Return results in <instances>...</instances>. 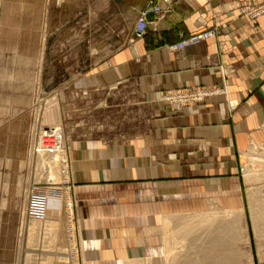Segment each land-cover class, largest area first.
I'll list each match as a JSON object with an SVG mask.
<instances>
[{"label":"crops","instance_id":"0c3cea01","mask_svg":"<svg viewBox=\"0 0 264 264\" xmlns=\"http://www.w3.org/2000/svg\"><path fill=\"white\" fill-rule=\"evenodd\" d=\"M146 2L114 8L117 26L127 14L136 20ZM263 4L178 0L172 13L151 19L142 38L128 41L123 30V44L86 74L92 91L135 86L148 112L145 129L134 137L67 141L88 263L147 264L150 252L162 246L166 221L174 223L191 209L221 206L226 193L230 206H241L242 156L251 148L264 150V15L250 16ZM47 5V0H0V80L12 81L10 100L7 83L6 107H0L6 111L0 117V264L14 260L13 218L20 202L11 193L24 190L28 170L30 116L14 115L15 64H30L21 49L42 45ZM76 26L70 31L76 33ZM206 28H214L215 37L181 52L170 50ZM193 89L215 93L181 113L161 100Z\"/></svg>","mask_w":264,"mask_h":264},{"label":"rangeland","instance_id":"374dc122","mask_svg":"<svg viewBox=\"0 0 264 264\" xmlns=\"http://www.w3.org/2000/svg\"><path fill=\"white\" fill-rule=\"evenodd\" d=\"M136 1L47 0V25L43 32L42 45L21 49L22 52L29 53L30 64H15L13 107H15L14 115L17 120H23L24 115L30 116L25 117L29 119L26 155L28 170L24 190L11 193V198L20 202V207L16 209V215L13 218L14 260L12 264H50L53 260H55L54 264H92L88 263L90 256L85 254L89 248H86V242L81 239V221L77 215L79 201L71 181L70 152L67 141L76 139L109 141L117 138H131L142 132L147 125L148 112L135 86L127 85L92 91L89 85L93 84V81L84 78L95 67L98 60L114 52L123 44L121 34L124 33L123 30L129 36L128 41L134 38L130 32L132 26L136 25L134 24L136 20L131 14H127L118 27L116 22L118 17L113 9L135 6ZM106 8H111L112 11L103 15L101 10ZM71 14H73L72 18ZM70 25H77L76 33L70 31ZM61 28H63L62 32H60ZM31 42L35 45L39 44L36 39ZM7 83H9L10 100L12 81L0 80V92L3 90V95H0V107H6ZM166 96L167 94L162 96L161 100L170 103L166 100ZM185 108L187 107H173L175 113H181ZM2 116H6V111L0 108V117ZM21 120L16 123V149L19 141V127H23ZM56 127H60L63 131L64 146L69 159L67 170L59 164L55 166L56 168L54 165L51 167V156H36L31 152V144L36 136L46 129ZM249 152L251 154L247 158V163L242 161L243 166L240 170L241 206H230V197L226 193L220 199L221 206L191 209L184 213L185 215L176 216L174 223L170 222V224L179 230L182 228L180 221L188 220V217L192 218V216L201 217L200 219L210 216L212 221L225 222L227 226H231L227 224L228 221L235 220L234 228L238 230L243 228L242 233L237 234L236 247L231 249L237 252L234 256L236 264H264V239L257 241L253 222V209H255V215L262 211L264 213V150L251 148L246 153ZM262 164L263 167H261ZM257 165H260L261 170L257 169ZM52 169L54 170L50 172ZM212 214L214 215L211 216ZM239 214L242 216H240V223ZM52 222L56 225L54 227L52 225L53 229L50 224ZM194 227L191 239L196 240L195 236L201 237L197 238L202 241L198 240L200 242L196 243L198 246L204 242L203 237L208 238L214 230L217 231L220 228L218 224L210 228L199 225ZM31 232L37 233V236ZM2 242L1 250L5 249L7 240L3 239ZM183 242L184 240L181 243L179 241L175 243L171 256H165L160 251L158 254L150 252L147 264H182V262L184 264L188 261L197 260L195 262L197 263L201 260L202 252L206 251L203 248L204 244L198 248L197 246L190 248L182 244ZM187 242L189 243L188 240ZM162 246L157 250H162ZM185 246L190 249L188 250ZM228 248V246H222L219 248L222 250H215V253H227ZM218 253L216 254L219 258L221 255ZM46 259H48L47 262ZM92 260L95 261V257ZM29 261L32 262L29 263Z\"/></svg>","mask_w":264,"mask_h":264},{"label":"built area","instance_id":"2783aa9c","mask_svg":"<svg viewBox=\"0 0 264 264\" xmlns=\"http://www.w3.org/2000/svg\"><path fill=\"white\" fill-rule=\"evenodd\" d=\"M177 2L178 0H147L144 8L138 13L133 32L134 38L140 39L146 34L152 23L151 19L156 20L164 14L172 13ZM262 15H264V4L250 14L253 19ZM215 35L216 31L214 28L202 29L183 38L180 43L170 47V50L181 52L187 48L195 47L201 42L215 37ZM214 93L213 91L203 89H193L170 94L165 98L171 104L184 108L209 98ZM231 107H235V104L232 103ZM31 152L36 156H56L60 166L64 167V170H67L69 159L64 146L63 131L60 127L46 129L43 133L38 134L35 140L32 141Z\"/></svg>","mask_w":264,"mask_h":264},{"label":"bare ground","instance_id":"6f19581e","mask_svg":"<svg viewBox=\"0 0 264 264\" xmlns=\"http://www.w3.org/2000/svg\"><path fill=\"white\" fill-rule=\"evenodd\" d=\"M38 131V130H37ZM249 154H251V153H249ZM264 154V153H263ZM248 156H250V155H248ZM248 156H247V154H244V156H242L243 157V162L244 163H247V158H248ZM52 157V162H50V166L52 167L53 165H54V168H56L55 166H57V164H59V160H57V157L56 156H51ZM253 157V156H252ZM259 157V156H258ZM262 157V156H261ZM41 158V157H40ZM257 158V157H256ZM259 159V158H258ZM254 160V159H253ZM262 161V160H261ZM249 162V161H248ZM255 164V163H254ZM264 164V163H263ZM263 164H262V166L261 167H263ZM60 165V164H59ZM49 166V167H50ZM258 167H257V169H259V170H261L260 169V165H257ZM255 167V166H254ZM54 169H52V170H50V172L51 171H53ZM56 171H58L57 169H55ZM258 170V171H259ZM56 171H54V172H56ZM46 181V180H45ZM52 205H54V204H52ZM70 208V207H69ZM34 210H36L37 211V209L36 208H34ZM54 210V209H53ZM68 210H70V209H68ZM254 210L255 209H253V222H254V229H255V233H256V238H257V241L258 242H260L262 239H264V213H263V211L262 212H259L257 215H255V212H254ZM70 214H71V212H70ZM234 214V213H233ZM214 214H212L211 216H213ZM226 214H224V216H225ZM198 216V215H197ZM238 216V215H237ZM240 216H241V214H239V218H238V220H239V223L241 222V218H240ZM205 218H206V216H204ZM235 217V216H234ZM242 217V216H241ZM70 218V217H69ZM189 218H191V217H188V220H185V221H180V224L182 225H180V227H182V228H180L179 230H177V227L175 228V227H173L172 226V224H170V222H172V221H166L165 222V225H164V230H163V242H162V250H159V251H161V253H163L165 256H171V255H173V250H174V247H175V243H178V241H179V243H181L182 242V240H184V242L182 243V244H184V245H187L188 247H190V248H194V247H196V248H198V247H200V245L201 244H204L203 245V248H205L206 249V251L205 252H202V254H201V260H199L197 263H199V264H236V258H234V256H235V254L237 253H235L234 251H232L233 249L232 248H235L236 247V241L238 240V236H237V234H238V232H241L242 233V230H243V228H241V229H236V227L234 228V222H235V220H233V218H232V220L233 221H228L227 222V224H230L231 226H227L226 224H225V222H219V221H215L214 219V221H212V217L210 218V216L208 217V218H206V219H200L201 217H193L192 216V218H195V219H192L191 218V220L189 219ZM228 218V217H227ZM229 219V218H228ZM71 220V219H70ZM225 220V219H224ZM32 221V220H31ZM175 221V220H174ZM33 222V221H32ZM56 222V221H55ZM218 222V223H217ZM33 223H35V221L33 222ZM58 223V225H59V222H57ZM57 223H55V224H57ZM70 223V222H69ZM238 223V222H237ZM51 224V227H52V225H53V227L54 226H56V225H54L53 224V222L52 223H50ZM72 224V223H71ZM214 224H218L219 226H220V228H218L217 229V231L216 230H214V232H213V234H211L208 238H206V239H204V237H203V243H201L199 246L196 244L197 242H198V240L199 241H201V239H198L197 240V238H201V237H196L195 236V238H196V240H192L191 239V236H192V234L194 233V232H192L193 231V226H195L196 227V225H199V226H203V227H205V228H210V226H213ZM236 224V223H235ZM239 225V224H238ZM34 226V225H33ZM227 226V227H226ZM47 227V226H46ZM50 227V228H51ZM53 227L51 228V229H53ZM194 227V228H195ZM57 228V227H56ZM199 228V227H198ZM68 229H69V227H68ZM36 230V229H35ZM67 230V229H66ZM197 230V229H196ZM195 230V231H196ZM45 231V230H44ZM52 231V230H51ZM70 231V230H69ZM199 231H201V230H199ZM57 232V231H56ZM209 232V231H208ZM216 232V233H215ZM32 233V232H31ZM71 234H72V232H70ZM197 233V232H196ZM207 233V232H206ZM32 234H36L35 236H37V233H32ZM53 234V233H52ZM54 234H55V232H54ZM56 235V234H55ZM73 235V234H72ZM72 235H71V237H72ZM195 235V234H194ZM58 236V235H57ZM74 236V235H73ZM45 237V236H44ZM193 237V236H192ZM55 238H56V236H55ZM58 238V237H57ZM194 238V239H195ZM23 240V239H22ZM56 239H54V241H55ZM187 240L189 241V243L187 242ZM30 241V240H29ZM61 241V240H60ZM75 241V240H74ZM185 241H186V243H185ZM71 242H73V241H71ZM202 242V241H201ZM55 243V242H54ZM198 243H200V242H198ZM75 244V243H74ZM55 246H56V244H55ZM61 246V245H60ZM177 246V245H176ZM181 246V245H180ZM187 246H185V247H187ZM202 246V245H201ZM222 246H228L229 248H228V252L227 253H223V252H220V254L218 253V252H216V253H218L219 255H221V257L219 256V258H218V255L215 253V250H218L220 247H222ZM235 246V247H234ZM53 247V246H52ZM86 247H88V244L86 245ZM185 247H184V249H185ZM187 247V248H188ZM31 248V247H30ZM190 248H188V250L190 249ZM203 248H201V249H203ZM227 248V247H226ZM261 248V247H260ZM263 248V247H262ZM37 249V248H36ZM53 249H54V247H53ZM56 249V248H55ZM63 249V248H62ZM232 249V250H231ZM65 250V249H64ZM192 250V249H191ZM190 250V251H191ZM208 250V251H207ZM219 250H222V249H219ZM227 250V249H226ZM232 252H231V251ZM263 250V249H262ZM224 251V250H223ZM38 252V251H37ZM59 252H60V250H59ZM63 252H66V251H63ZM152 252L153 253H155V254H158L159 252L155 249V250H152ZM225 252V251H224ZM42 253V252H41ZM47 253V252H46ZM62 253V252H61ZM264 253V252H263ZM262 253V254H263ZM51 254V253H50ZM54 254H56V253H54ZM175 254V253H174ZM181 254V253H180ZM28 255V254H27ZM53 255V254H52ZM62 255V254H61ZM67 255V254H66ZM182 255V254H181ZM35 256V255H34ZM65 256V255H64ZM215 256H217V257H215ZM55 258H56V256H55ZM175 258V257H174ZM50 259H51V257H50ZM49 259V260H50ZM53 259H54V257H53ZM59 259V258H58ZM168 259H169V257H168ZM194 259V258H193ZM197 259V258H196ZM43 260V259H42ZM47 260L48 259H46V262H47ZM61 260V259H60ZM59 260V261H60ZM64 260V259H63ZM184 260V259H183ZM52 261V260H51ZM54 261L55 260H53V262H51L50 264H54ZM65 261V260H64ZM146 261V260H145ZM194 261V260H193ZM191 262V261H188V262H184V264H197V263H195V262ZM30 262H32V261H29V263ZM58 262V261H57ZM60 262H62V261H60ZM66 262V261H65ZM64 262V263H65ZM176 262H178V261H176ZM181 262V261H180ZM28 263V262H27ZM44 263V262H43ZM148 263V262H147ZM47 264H49V263H47ZM171 264V263H170ZM174 264V263H173ZM182 264H183V262H182Z\"/></svg>","mask_w":264,"mask_h":264}]
</instances>
